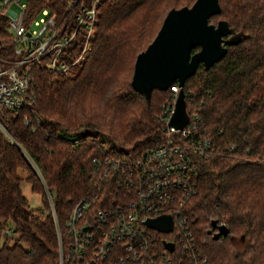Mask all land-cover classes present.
<instances>
[{
  "label": "trees",
  "instance_id": "1",
  "mask_svg": "<svg viewBox=\"0 0 264 264\" xmlns=\"http://www.w3.org/2000/svg\"><path fill=\"white\" fill-rule=\"evenodd\" d=\"M93 1L24 0V25L46 9L63 34L71 33L75 17ZM195 1L98 0L90 48L79 62L66 74L34 66L36 121L24 124L26 109L0 114L13 139L0 131V264H57L47 194L64 245L68 216L96 191L108 162H135L163 141L166 128L158 116L169 91H153L147 106L130 86L134 63L166 14ZM218 3L221 12L209 23L225 20L243 40L209 69L199 65L184 83L187 113L197 115L198 133L211 142L208 156L196 160L195 193L184 214L206 264H264V0ZM7 22L0 15V39L10 47ZM82 36L77 31L63 50L70 64L80 54ZM23 181L40 195L41 209L28 208ZM116 181L108 173L105 194L115 192ZM213 223L225 226L228 235L214 240Z\"/></svg>",
  "mask_w": 264,
  "mask_h": 264
},
{
  "label": "built area",
  "instance_id": "2",
  "mask_svg": "<svg viewBox=\"0 0 264 264\" xmlns=\"http://www.w3.org/2000/svg\"><path fill=\"white\" fill-rule=\"evenodd\" d=\"M77 1L72 0V5ZM97 1L92 2L90 9H82L75 17V30L68 34H63L54 14L49 15L46 9L31 22L37 29L30 30L31 24L24 25V0L4 1L6 5L15 4L18 12H0L8 18L6 32L10 37V47L0 39V114L4 109H26L29 114L24 117V124L36 121L31 110L34 66L66 74L79 62L90 48ZM77 31L83 35L81 50L70 64L62 54L75 42ZM168 91V100L158 116L166 128L163 141L135 162H108L99 177L101 185L91 196L79 200L68 216L64 225L68 242L64 245L47 194L58 241L57 264H103L107 259L109 264H206L195 244L184 205L195 193L192 176L196 160L208 156L211 142L198 133L195 113H187L189 123L182 131L168 126L180 88L172 86ZM0 131L13 141L1 123ZM108 173L116 176L117 189L105 194L107 190L102 185L106 184ZM162 216L170 218V231L146 225ZM164 243L172 244V251Z\"/></svg>",
  "mask_w": 264,
  "mask_h": 264
},
{
  "label": "water",
  "instance_id": "3",
  "mask_svg": "<svg viewBox=\"0 0 264 264\" xmlns=\"http://www.w3.org/2000/svg\"><path fill=\"white\" fill-rule=\"evenodd\" d=\"M221 12L218 0H196L191 7L170 10L153 41L135 59L130 86L150 104L153 91L165 92L176 82L180 88L168 126L182 131L189 123L183 86L199 65L207 70L218 63L227 48L241 43L243 35L236 33L225 20L210 24L209 19ZM198 48L197 51H192ZM146 225L159 231H170L169 217L149 220ZM212 238L226 237L225 226L213 227ZM172 251L173 245L164 243Z\"/></svg>",
  "mask_w": 264,
  "mask_h": 264
},
{
  "label": "rangeland",
  "instance_id": "4",
  "mask_svg": "<svg viewBox=\"0 0 264 264\" xmlns=\"http://www.w3.org/2000/svg\"><path fill=\"white\" fill-rule=\"evenodd\" d=\"M4 1L5 0H0V12H6V11H8V9H11L15 13L18 12V7L15 4L6 5V4H4ZM22 3H25V2H22ZM39 16H40V14H38L35 19L37 20ZM36 29H37V27L34 24H31L30 30H36ZM105 146H107V144H105ZM18 176L20 178L24 179L26 174L22 171H19ZM20 191H21L22 196L27 200L28 208L30 210H37V209L42 208V201H41L40 195L35 193V192H32L30 185L27 184L25 181H23L21 183ZM163 236H165V235L161 234V237H163Z\"/></svg>",
  "mask_w": 264,
  "mask_h": 264
}]
</instances>
